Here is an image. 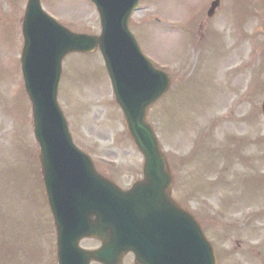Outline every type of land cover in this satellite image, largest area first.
I'll use <instances>...</instances> for the list:
<instances>
[{
  "label": "rangeland",
  "instance_id": "374dc122",
  "mask_svg": "<svg viewBox=\"0 0 264 264\" xmlns=\"http://www.w3.org/2000/svg\"><path fill=\"white\" fill-rule=\"evenodd\" d=\"M222 1L219 12L208 18L211 0H142L130 25L145 53L173 77L171 90L154 104L149 120L180 171L177 181L182 186L174 193L186 203L192 177L207 178L199 185L202 195L198 193L196 206L197 211L204 206L206 212L199 211L198 216L216 245L219 237L233 242L234 235L238 261L240 256L252 264L236 248L237 241L251 242L249 235L237 237L239 230L229 227V234L222 235L225 229L219 233L215 212L220 201L227 204L229 222L259 217L255 237L264 236V0ZM188 2L198 9L196 16L194 9L189 11L191 4L184 6ZM26 4L27 0H0V264H57L54 222L40 179L39 146L21 71ZM42 4L74 31L101 32L91 0H42ZM237 6L245 11L230 12ZM214 27L220 37L212 34ZM63 69L59 100L75 142L107 175L128 187L141 178L144 158L128 134L102 54L72 52ZM198 144H206L207 154L196 156ZM107 160L114 161V167H106ZM249 173L252 176H244ZM205 195L210 197L204 199ZM83 245L94 247L99 242L88 239ZM250 247L255 250V245ZM126 262L134 264L133 256ZM231 264H237L233 257Z\"/></svg>",
  "mask_w": 264,
  "mask_h": 264
},
{
  "label": "water",
  "instance_id": "95a60500",
  "mask_svg": "<svg viewBox=\"0 0 264 264\" xmlns=\"http://www.w3.org/2000/svg\"><path fill=\"white\" fill-rule=\"evenodd\" d=\"M94 1L101 14V36L73 33L33 13L35 6L40 9L39 0H30L24 21L26 88L33 101L44 180L55 216L59 264H89L92 259L119 264L120 256L134 246L147 252L152 261L159 257L162 264H185L188 255L181 250L187 245L197 247L196 259L201 256L216 264L213 248L202 231L190 227L191 221L196 222L170 197L172 174L146 121L149 106L166 92L168 78L160 72L150 76L145 69L132 78L123 77L129 72L126 52L141 64L129 31V16L139 0ZM97 47L109 61L129 131L146 158L145 179L128 191L99 175L91 160L73 146L56 105L64 56ZM140 66L150 68L145 62ZM141 76L140 83H133ZM82 236L100 238L103 247L81 249Z\"/></svg>",
  "mask_w": 264,
  "mask_h": 264
},
{
  "label": "flooded vegetation",
  "instance_id": "af4514ba",
  "mask_svg": "<svg viewBox=\"0 0 264 264\" xmlns=\"http://www.w3.org/2000/svg\"><path fill=\"white\" fill-rule=\"evenodd\" d=\"M258 253L255 256V260L260 262V264H264V240L257 244ZM255 261V264H259Z\"/></svg>",
  "mask_w": 264,
  "mask_h": 264
}]
</instances>
